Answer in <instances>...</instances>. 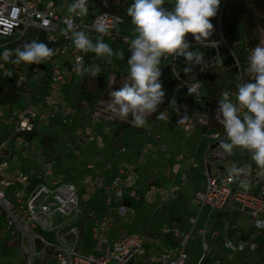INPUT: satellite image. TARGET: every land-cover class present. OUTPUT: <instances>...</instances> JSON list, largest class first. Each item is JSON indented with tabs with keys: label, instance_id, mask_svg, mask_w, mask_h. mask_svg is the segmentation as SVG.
Here are the masks:
<instances>
[{
	"label": "built area",
	"instance_id": "2783aa9c",
	"mask_svg": "<svg viewBox=\"0 0 264 264\" xmlns=\"http://www.w3.org/2000/svg\"><path fill=\"white\" fill-rule=\"evenodd\" d=\"M69 19L74 21L78 30H88L89 33H97L93 30L95 27L107 25L108 32L104 37L111 40L118 39L126 43L127 48L129 47V38L115 35L116 28L123 25V20L116 15L103 12L86 20L84 16L58 15L52 1L0 0V53L5 47L9 48L12 42L25 43L30 41V36L36 40L40 33L46 35L48 42H53L56 40L55 35L59 26L65 28ZM56 54L60 56L69 54L72 60L68 66H64V69L54 61L50 62L49 89L42 98L49 106L50 113L39 112L38 107L31 102H26L5 118H2L0 113V133L3 126L8 127V140L22 147V156L29 157L37 152L27 137L33 132L35 122L46 121L52 114H58L67 121L75 112L74 109L63 104L58 92L67 84L68 76L77 75L73 71V65L77 57L82 56L72 47L71 40L65 36ZM177 57L179 56H167L164 59L171 63ZM217 57L218 55H215L207 60L209 67L219 65L214 63ZM12 73L6 63L4 68L0 69L1 77H10ZM37 79L36 74L27 79L24 71H20L18 84ZM225 91L234 93L236 89ZM232 99L235 100V96H232ZM89 116L93 120L99 118L97 112H90ZM166 119L165 114L156 117V120L166 121ZM206 121L205 116L195 115L181 126L184 131H189L194 125L205 126ZM75 136L79 143L94 140L89 135ZM222 138L218 134L211 136L215 142L208 147L207 157L213 160H226V156L219 148V140ZM5 158V150L0 148V160ZM178 159H185L191 168H196V163L192 159L182 154L178 155ZM41 163L44 161L42 160ZM203 169L205 185L203 189L194 193L192 199L199 212L206 211L212 214L236 211L249 220L251 229L264 231V227L257 226L258 220L264 221V179L257 176V171L252 170L251 175L246 178L249 187L244 188L239 183L230 182L227 172L211 173L206 157L203 160ZM133 171L132 167L130 175H133ZM120 173L125 172L121 170ZM48 178H53L50 186L44 182ZM97 186H100L106 194L107 207L112 206L113 199L119 201L117 210L120 215H124L128 203L139 201L136 192L125 188L119 177L114 178L108 186H103L100 182L89 183V188ZM11 187L15 189L7 193L5 189ZM176 191V188L169 191L156 188V192L165 197L172 196ZM79 219L80 208L75 186L60 177H53L51 165H45L38 174L30 170L28 173L17 171L5 177L0 175L1 230L3 234L7 233L14 239L24 264H34L37 258L46 260L48 264H132L133 258L142 253L143 238L139 234L122 235L114 244L108 242L107 234L113 223L108 214L93 220L91 224L90 233L94 240V252L86 254L78 252L77 245L81 235ZM195 222L194 218L189 220L192 227ZM165 234L176 241L175 250L163 251L153 264H185L186 247L192 239L191 233L181 234L176 227L171 226L165 229ZM221 234L222 231L217 228L210 230L202 228L198 231L201 238V254L197 264H224L225 260L230 264L235 254L245 255L258 250V244L253 242L252 236L236 242L226 239L223 242V250L227 253L225 257L222 260L213 257L211 260L210 241L217 240Z\"/></svg>",
	"mask_w": 264,
	"mask_h": 264
},
{
	"label": "clouds",
	"instance_id": "9594fccd",
	"mask_svg": "<svg viewBox=\"0 0 264 264\" xmlns=\"http://www.w3.org/2000/svg\"><path fill=\"white\" fill-rule=\"evenodd\" d=\"M221 0H172L174 7H163L165 0H134L128 8V15L135 26V35L129 42L127 75L122 86L110 92L107 102L110 119L128 122L134 127H144L149 117L160 112L164 103L165 91L161 77V60L167 56H182L188 67L185 75L192 73L194 65H206L204 53L190 51L186 35L191 33L201 45L216 47L217 42L208 41L213 35L214 25L210 18L216 17ZM69 16H86L87 0H72L68 7ZM100 33L93 42L88 30H78L74 21L69 19L62 34L75 49L84 53H94L97 59L106 58L111 64L112 58L124 59L123 51H116L104 41L108 26L93 29ZM56 49L40 40L26 41L14 49L4 48L0 53V69L5 63L19 65L45 64L55 54ZM220 64V57L215 62ZM73 71L80 76L96 77L101 72L99 64L85 66L82 57H77ZM200 82L191 77L188 82V94L199 97ZM235 96V100L232 99ZM169 108L179 115L177 101L172 98ZM188 116H182L178 123H183ZM216 121L222 125L224 137L219 140V148L225 156H232L239 149L250 156L264 175V44L250 49L246 66L238 75L236 91L223 92L219 100ZM230 182L249 187L246 178L251 175L252 166L245 163L238 166L233 163L226 168ZM258 227H264V221H257ZM230 246V245H226Z\"/></svg>",
	"mask_w": 264,
	"mask_h": 264
},
{
	"label": "crops",
	"instance_id": "0c3cea01",
	"mask_svg": "<svg viewBox=\"0 0 264 264\" xmlns=\"http://www.w3.org/2000/svg\"><path fill=\"white\" fill-rule=\"evenodd\" d=\"M69 14V13H68ZM62 15V14H60ZM66 15V14H65ZM131 40V38H129ZM117 42H121L124 45L127 44L116 39L113 40L114 44ZM127 52L128 48L126 49ZM130 54V53H129ZM64 56V55H63ZM130 56V55H129ZM63 65L66 61V58L63 59ZM169 61L162 58L161 65L168 63ZM160 65V66H161ZM102 71V70H101ZM78 77L80 82V76L78 75H70L67 80L71 81L74 78ZM39 84L34 85L32 91L33 93L28 95L29 99L26 102H31L38 107V111L41 113H50V108L47 104H45L42 100L43 96L47 93L49 89V75L48 73L43 76L41 79H37ZM68 84V83H67ZM67 84L63 86L58 94L61 96L63 91L67 90ZM63 100V99H62ZM65 101V99H64ZM63 104L71 109H74L75 112L71 116L70 119L65 121L58 114H52L46 121L43 122H35L34 130L32 134L35 135H49L48 139L52 140L54 137L48 133L47 129L50 131L59 127L60 124H73L77 119L82 122L85 118L89 116L90 112H97L99 114V118L96 120L91 119L92 123V131L95 132L94 140L86 143H79L75 136V144L80 148V152L75 149V153H80V156L75 159H71L69 165L70 169V180L71 183L76 188L78 204L80 208V219H79V229L82 231L84 227L92 224L93 220L98 219L106 214H108L112 220L120 218L124 219L125 217H129L131 213V208L133 205H137L140 203L147 204L154 208L155 212L156 208H162L170 206L174 212H171L168 216L169 218V226H174L178 229L181 234L191 233V236L196 230V234L198 235V231L202 228L206 230H210L213 228H217L222 231L223 234L215 240L210 241V258L213 257L218 259H223L227 254L225 250H223V242L226 239H230L233 242L239 240L248 239L249 236L253 237V242L260 245L262 241H264V231H256L250 228L249 220L245 217L241 216L236 211H225L221 213H207L206 211H201L197 209V207L193 204L192 199L194 193L198 190L203 189L205 185L204 174H203V160L206 157L208 162V168L211 173H215L218 171L226 172L225 166L218 165L217 163H213L210 165V157H207V149L204 151L202 157L198 160L192 159L194 163H196V168H191L187 160H179L178 154L176 159L173 161V168H179L182 166L184 169L183 173L180 176V186L179 183H172L171 175L165 172L169 168L170 159L167 158V163H164L158 156H156L157 150L159 152H164L165 146L160 143V137L158 135H154V124L156 120L152 123H147L144 127H139L141 130H125L121 133L118 138H113L108 135L110 130L112 129V125L110 122V113L107 111V105L102 104L97 107H94L93 110L86 109H78L77 105L81 102L77 101L76 107H71L68 105L67 101ZM80 110V111H78ZM78 111V112H77ZM9 112V111H8ZM81 112V114L79 113ZM165 123V122H164ZM37 126V127H36ZM198 126V125H197ZM153 127V129H152ZM199 127V126H198ZM110 128V129H109ZM202 132L203 137L205 136L202 129L199 127ZM191 131V129L189 130ZM189 131H185L188 133ZM128 132H134L130 134ZM215 132V131H214ZM41 133V134H40ZM216 133V132H215ZM217 134V133H216ZM76 135V134H75ZM88 135V134H86ZM91 136V135H89ZM32 142V137H31ZM53 143V142H52ZM70 147L69 145H67ZM36 152L37 158L39 159V155ZM44 157L40 158L44 161V166L49 164L52 166V158L50 154H42ZM150 157V159L145 162L146 158ZM147 163V164H146ZM42 164V165H43ZM43 166V167H44ZM144 166H148V175H144L142 168ZM41 167V169L43 168ZM134 168L133 175H130V171ZM40 167H33L35 173L41 172ZM123 170L125 173L121 174L120 171ZM170 170V169H168ZM194 170V172H193ZM252 170L257 171V176L260 179H264V175H258L259 169L256 166L252 167ZM172 172V170H170ZM182 171V170H181ZM17 172V169L10 167L5 159L0 160V175L5 177L11 173ZM53 177H58L54 174V167L52 166ZM193 173L194 180L193 184L186 187L187 196L183 193V187L185 185V181L187 180L188 174ZM143 175V176H142ZM119 177L124 187L127 189L134 190L136 194L139 196V201L130 202L126 205V211L124 215H120L118 213V204L119 201L113 199V203L111 207H107L105 205L106 194L102 191L100 186L89 188V183H102L103 186H108L111 181ZM62 178V177H60ZM63 179V178H62ZM53 178H48L44 180V182L50 186ZM66 181L65 179H63ZM67 182V181H66ZM156 188L169 191L173 188H176L177 191L170 197L161 196L158 192H156ZM173 200L179 201L180 208H176L175 202ZM171 202L174 203L175 206L171 205ZM190 203L196 209V211L190 215L186 221L185 225H183V219L180 216L181 211L187 208V204ZM169 204V205H168ZM183 204L184 208L181 207ZM114 214V218L112 217ZM191 218L195 219V225L192 227L190 225L189 220ZM112 227V225H111ZM110 227V229H111ZM168 228V227H167ZM181 228L182 230H180ZM227 229V231H226ZM110 231V230H109ZM129 234H137V233H129ZM122 235L125 234L123 231H119L117 235L110 236L108 239L110 244L116 243ZM166 235V234H165ZM168 240H170L176 246V241L166 235ZM199 236V235H198ZM246 237V238H244ZM144 246V243H143ZM200 246H201V238H200ZM163 251H161L162 253ZM143 253V250H142ZM141 253V254H142ZM140 255V254H139ZM256 255L260 261L259 250L254 253H248L245 255L235 254L233 260L229 262L230 264H248L247 256ZM138 256V255H137ZM134 259V258H133ZM226 264L228 261L225 260ZM133 264V260H132Z\"/></svg>",
	"mask_w": 264,
	"mask_h": 264
},
{
	"label": "trees",
	"instance_id": "16d2710c",
	"mask_svg": "<svg viewBox=\"0 0 264 264\" xmlns=\"http://www.w3.org/2000/svg\"><path fill=\"white\" fill-rule=\"evenodd\" d=\"M71 2L72 0H68L69 4ZM133 2L134 0H87L88 14L84 18L89 20L106 12L120 17L123 20V25L132 27L135 32L132 18L128 15V8ZM163 7L171 10L174 5L165 2ZM210 21L214 25V32L206 43L216 41V47L201 45L195 41L191 33L186 35V40L190 45L189 50L204 53L206 65H194L192 73L185 75L184 69L188 67V64L182 56L177 57L171 63L162 64L160 66V82L166 93L164 103L160 106V112L149 117L147 123L155 122L159 114H165L166 126L172 130L188 122L193 116L200 115L207 119L205 126H199L203 133L213 130L219 136L224 137L223 127L215 119L221 93L225 90L236 89L238 75L243 72L246 66L250 49L255 48L260 43L264 44V0H221L216 17L210 18ZM46 39V35L40 33L36 40H40L48 44L50 48L57 50L60 40L48 42ZM21 45L23 42L15 41L9 45V49ZM56 55L45 64L40 65L6 63L13 73L10 77L0 76V107H7L9 109L8 114H10L11 108L19 104L25 92V83L18 84L20 71H24L27 79H30L36 74V71L53 61ZM215 55L220 57L221 63L215 67H209L207 60ZM82 59L85 66L99 64L102 68V71L94 78L80 76L81 102L77 108L93 110L94 107L111 100L110 92L122 86L127 75V69L112 68L110 64L106 63V60L97 59L94 53H85ZM69 62L66 61L64 66H68ZM192 76L200 82L199 97L188 94V82H191ZM172 98L177 101L179 115L169 108V101ZM185 115L188 116L187 120L178 123L179 119ZM110 122L112 135L115 139L125 130H141L128 122L112 119ZM33 136L34 134L30 133L27 137L30 140ZM47 136L49 135H43V145H51L54 141V139H48ZM243 156L245 160L250 158L245 152H243ZM258 250L260 263L264 264V241L258 245Z\"/></svg>",
	"mask_w": 264,
	"mask_h": 264
},
{
	"label": "rangeland",
	"instance_id": "374dc122",
	"mask_svg": "<svg viewBox=\"0 0 264 264\" xmlns=\"http://www.w3.org/2000/svg\"><path fill=\"white\" fill-rule=\"evenodd\" d=\"M44 2L52 1L54 3L55 10L58 15L68 14L69 3L68 0H42ZM165 2L172 4V0H165ZM62 29L64 27L59 26L58 33L55 35L56 39L60 40V43L57 46V49L62 45V40L64 35L62 34ZM82 30V29H79ZM93 42H95L96 37L99 35L97 33H89ZM116 36L132 38L135 35L132 27H127L125 25H121L117 27L115 30ZM30 41L33 40V37L30 36ZM104 41L112 46V48L116 51H123L124 59H117L116 57L112 58V63L110 64L112 68L122 67L127 69V58L129 57V53L127 52L126 45L121 42H117V44L113 43V40L104 37ZM74 48V46L72 45ZM79 51V50H78ZM79 54L83 56L85 53L79 51ZM66 58L68 61H71L72 58L69 54H65L64 56L56 55L54 58V63L59 67L64 69L63 59ZM106 60V58H102ZM50 67V62L47 63L44 67L36 71V75L39 79L43 78L48 73V69ZM102 70V68H101ZM68 79V78H67ZM67 90L63 91L61 94V98L67 101L68 105L71 107H76L77 101L80 102L81 94L79 91V79L78 77L74 78V80H67ZM39 84L36 80H28L25 85V92L23 93L21 100L18 105H15L11 108V111L14 112L17 108L22 107L26 101L29 99L30 94L33 93L34 85ZM64 101V102H65ZM107 105V103H104ZM9 109L7 107H0L1 117L5 118L8 115ZM80 111V110H78ZM77 111V112H78ZM81 114V112H79ZM165 122V123H164ZM147 125V124H146ZM154 127V135H158L160 139V143L165 146L164 152H159L157 150L156 156H158L164 163H167V158L170 159L169 168L172 170H165L166 173L171 175L172 183L180 184V176L184 172L182 166L179 168H173V161L176 159L178 154H182L187 158L195 159L197 162L202 157L206 148H208L211 144L215 142V140L211 139L212 135L216 133L213 130H208L204 135L200 131L197 125L192 126L191 131L186 133L182 126L169 130L166 126V121H156L152 124ZM92 123L91 119L87 116L85 120L82 122L77 119L73 124H60L59 127L53 129L52 131L47 129V134L50 133L54 137L53 143L51 145L45 144L43 145V136L35 135L32 137L31 144L38 150L39 157H44L42 154H50L52 158V166L54 167V174L58 177H62L67 182H72L70 180V168L69 165L71 159L78 158L80 153H75V149L80 152V148L75 144V134L82 135H91L93 137L95 132L92 131ZM1 127V126H0ZM37 127V126H36ZM152 127V129H153ZM7 126H3L1 128L0 133V148L5 150L6 153V163L14 168L17 171H21L23 173H28L33 167H43L44 164L41 163L40 158L38 159L36 155H31L29 157L22 156L21 149L22 147L17 145L16 143L8 140L7 137ZM110 129V128H109ZM133 134L134 132H128ZM41 134V133H40ZM112 129L108 134L111 137ZM69 145L70 147H68ZM150 159L146 158L145 162ZM213 163H217L218 165L225 166L227 168L231 164L235 163L238 166H243L245 163L251 164V166H256L254 162L249 159L245 160L243 156V151L236 149L234 155L226 156V160H211L210 165ZM43 164V165H42ZM147 164V163H146ZM143 174L148 175V166H144L142 168ZM182 170V171H181ZM194 172V170H193ZM143 176V175H142ZM194 175L193 173H189L187 180L185 181V185L183 187V193L187 196L186 187L193 184ZM15 189V187L7 188L5 191L8 193L10 190ZM11 196H9L10 198ZM11 199V198H10ZM175 202L176 208H180L179 201L173 200ZM169 205V204H168ZM172 206H175L173 202H171ZM181 207L184 208L183 204ZM183 211H181L180 216L183 219V225H185L186 219L192 215L196 209L190 203L187 204ZM130 216L124 219H114L112 223V227L107 234L108 239L110 236H115L119 231H123L125 234L129 233H137L143 238V253L135 256L133 259V264H153V261L161 254V251H165L168 249L175 250V244H173L170 240H168L165 235V229L169 226V214L174 212L170 206H165L162 208H156L157 213L154 208L140 203L137 205H133L131 208ZM114 218V214H112ZM90 227L86 226L81 231L80 240L77 245V251L83 254L88 252H94V240L90 233ZM182 230L181 228H179ZM201 254V246H200V237L196 234V230H194L192 234V239L189 241L186 247V256L187 260L185 264H197V261ZM248 264H261L256 255L247 256ZM0 264H24L21 253L19 252L17 245L7 233L3 234L1 230V220H0ZM34 264H48L46 260L42 258H37ZM226 264V262H224Z\"/></svg>",
	"mask_w": 264,
	"mask_h": 264
},
{
	"label": "water",
	"instance_id": "95a60500",
	"mask_svg": "<svg viewBox=\"0 0 264 264\" xmlns=\"http://www.w3.org/2000/svg\"><path fill=\"white\" fill-rule=\"evenodd\" d=\"M223 43L225 44V41Z\"/></svg>",
	"mask_w": 264,
	"mask_h": 264
}]
</instances>
